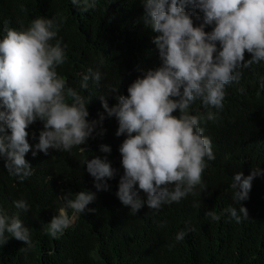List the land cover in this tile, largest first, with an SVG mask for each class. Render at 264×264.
I'll list each match as a JSON object with an SVG mask.
<instances>
[{
    "label": "trees",
    "instance_id": "obj_1",
    "mask_svg": "<svg viewBox=\"0 0 264 264\" xmlns=\"http://www.w3.org/2000/svg\"><path fill=\"white\" fill-rule=\"evenodd\" d=\"M185 11L194 27L203 23L199 9L188 4ZM144 16L143 0H95V7L87 11L72 0H0V40L5 28L27 30L38 17L56 18L59 30L50 43L60 40L66 56L57 73L68 87L86 100L91 98L89 121L104 116L84 145L70 152L49 149L47 155L39 151L32 155L44 125L40 120L30 124L26 131L32 148L25 159L33 174L23 182L9 175L0 156V209L9 217L18 216L31 239L28 247L5 233L9 240L0 245V264H264V175L253 180L249 198L241 202L248 210L247 218L239 213L231 188L234 174L247 176L252 169L264 170V61L237 69L240 79L225 86L222 110L205 107L200 99L188 109L190 115L202 117L199 126L210 138L215 156L207 161L202 174L206 189L200 195H189L159 210L145 203L136 214L117 196L124 175L119 149L127 134L116 135L118 120L107 115L101 97L110 108L115 106L119 96L129 95L127 89L137 78L161 66L153 43L156 33L146 26ZM214 27L206 25L204 30L210 33ZM219 50L217 42L216 54ZM248 59L251 56L246 52ZM97 70L102 74L99 83L92 79ZM85 75L89 76L86 90L81 87ZM4 110L0 101V111ZM209 112L214 120L207 119ZM173 115L179 117V110ZM101 145L109 146L110 153L102 152ZM94 157H106L116 170L114 178L107 180V191H97L86 170L85 162ZM135 188L139 190L138 184ZM196 191L201 192L200 186ZM80 192L96 193V199L76 214L63 235L53 238L49 223L65 207L64 197L74 200ZM139 195L146 201L142 190ZM21 199L30 211L15 207L14 202ZM229 207L241 215L239 223L225 211ZM207 211L220 219L207 217ZM67 213L74 214L71 209ZM181 231L187 234L177 241Z\"/></svg>",
    "mask_w": 264,
    "mask_h": 264
},
{
    "label": "clouds",
    "instance_id": "obj_2",
    "mask_svg": "<svg viewBox=\"0 0 264 264\" xmlns=\"http://www.w3.org/2000/svg\"><path fill=\"white\" fill-rule=\"evenodd\" d=\"M72 4H83V10L87 11L95 7V0H72ZM143 4L144 21L156 33L153 43L162 64L137 78L127 89L129 95L119 96L115 106L110 108L101 97L107 115L118 120L116 135L127 134L119 149L124 175L117 196L132 214L145 203L149 209L159 210L165 204L200 195L206 189L202 174L207 161L215 156L210 138L204 136V129L199 126L202 117L190 115L188 109L200 99L205 107L222 110L225 86L240 79L237 69L264 61V0H143ZM188 4L203 13L200 26L194 27L185 11ZM212 24H215L213 31L205 32V26ZM58 30L55 17H38L27 30L5 28L6 35L0 40V101L5 109L0 111V156L5 158L9 175L21 182L33 174L25 159L32 148L26 131L30 124L40 120L44 125L36 151L32 152L35 156L37 151L47 155L49 149L70 152L74 146L84 145L104 119L101 114L100 121H89L87 106L91 98L86 100L58 75L57 67L66 60L61 41L50 43L56 39ZM217 42L221 46L218 54ZM246 52L251 56L247 61ZM88 79L85 75L81 84L85 90ZM92 79L99 83L102 74L97 70ZM177 110L179 117L173 115ZM215 118L208 113V120ZM100 150L111 151L107 145H101ZM85 165L97 191H107V180L116 174L107 158L94 157ZM259 175H264V170L252 169L247 176L243 172L234 174L233 200L244 218L248 217V210L241 202L249 198L252 182ZM137 184L146 194V201L136 190ZM75 196L74 200L64 197L65 207L49 223L53 238L63 235L76 214L83 213L96 199L93 192ZM14 204L17 209L30 211L23 199ZM67 209L73 210L71 217ZM225 211L240 222L236 208ZM205 215L212 220L220 219L214 211ZM5 233L31 247L29 229L18 216L9 217L0 209V245L9 240ZM186 234L179 232L176 240H183Z\"/></svg>",
    "mask_w": 264,
    "mask_h": 264
}]
</instances>
